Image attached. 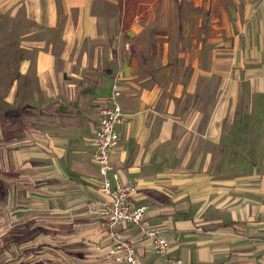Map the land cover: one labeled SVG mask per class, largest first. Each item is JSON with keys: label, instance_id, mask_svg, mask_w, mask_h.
Returning <instances> with one entry per match:
<instances>
[{"label": "crops", "instance_id": "1", "mask_svg": "<svg viewBox=\"0 0 264 264\" xmlns=\"http://www.w3.org/2000/svg\"><path fill=\"white\" fill-rule=\"evenodd\" d=\"M121 2L0 0V20L23 27L0 87V264H115L87 206L102 197L93 142L117 75L112 162L169 243L160 255L125 227L140 261L264 264L262 0H159L127 30ZM161 2L179 3L162 19L182 26L151 21Z\"/></svg>", "mask_w": 264, "mask_h": 264}, {"label": "built area", "instance_id": "2", "mask_svg": "<svg viewBox=\"0 0 264 264\" xmlns=\"http://www.w3.org/2000/svg\"><path fill=\"white\" fill-rule=\"evenodd\" d=\"M262 2L264 5V0ZM120 80V75L113 80V95L109 104L101 110L99 129L93 142L94 159L102 177V197L88 203L87 209L91 216L102 219L105 223L110 239V248L104 256L105 259L115 264H143L137 255L136 247L123 238L122 229L132 225L139 227L142 236L152 241L156 253L160 255L167 254L169 243L162 237L160 229L150 226L148 207L131 205L130 200L135 188L122 183L120 174L112 162V152L120 142L119 127L127 120V114L120 103ZM14 228L13 224L6 227L7 230Z\"/></svg>", "mask_w": 264, "mask_h": 264}, {"label": "rangeland", "instance_id": "3", "mask_svg": "<svg viewBox=\"0 0 264 264\" xmlns=\"http://www.w3.org/2000/svg\"><path fill=\"white\" fill-rule=\"evenodd\" d=\"M219 5L220 4L218 3V6ZM179 6H180L179 3L172 5V3L162 4V2L160 4L152 5L151 11L153 14V18L151 21L158 23L159 27L168 28V29L173 27L174 24L176 25L177 22H179L180 25L182 26L183 25L182 20L171 19L170 17L167 18L166 21H163V19H162L163 13L165 15L171 16L173 13L175 14V12L179 11L178 10ZM222 6L225 8L224 3L222 4ZM181 8H183V5ZM184 10L186 11V9H184ZM217 10H219V9L217 8ZM218 18H215V19H218ZM223 18H226V19L223 20ZM231 22H232L231 21V15L228 14L227 17H222V19H220V23L217 24V26L222 27V28L223 27L227 28L229 26V24H231ZM207 24H208V28H209L208 35H209V38H211L210 33H211V31H214V28H213L214 22H213L212 17L209 18V20L207 21ZM26 28H27V26H26ZM22 29H23V27H21V26L20 27L16 26L13 28L10 27V25L8 24V20H0V87L1 86L5 87L7 85L8 72H9L10 68L13 67V66H11L13 64L12 59H13L14 55H16L14 51H15V47L17 46L18 40H19L18 32H21ZM221 38L224 39V37H220V39ZM14 70H15V68H14ZM12 73H14V72H12Z\"/></svg>", "mask_w": 264, "mask_h": 264}, {"label": "trees", "instance_id": "4", "mask_svg": "<svg viewBox=\"0 0 264 264\" xmlns=\"http://www.w3.org/2000/svg\"><path fill=\"white\" fill-rule=\"evenodd\" d=\"M158 1L159 0H122L120 10L123 30L129 29L138 14L145 12L151 4Z\"/></svg>", "mask_w": 264, "mask_h": 264}]
</instances>
